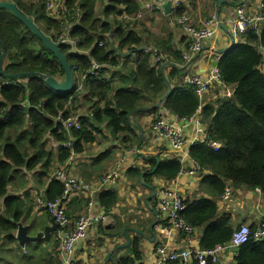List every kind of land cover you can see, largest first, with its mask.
<instances>
[{
  "label": "trees",
  "instance_id": "obj_1",
  "mask_svg": "<svg viewBox=\"0 0 264 264\" xmlns=\"http://www.w3.org/2000/svg\"><path fill=\"white\" fill-rule=\"evenodd\" d=\"M3 1L15 3L45 34L56 39L60 23L48 16L43 0ZM97 3L98 0H67L71 12L76 7L82 10V24L74 34L80 38V46L89 49L99 62L109 68L119 67L113 72L119 75V80L115 85L102 76L84 82L88 91L86 100L93 107L92 115H84L80 129L69 131L58 117L62 113L68 115L73 102L78 99L74 93L77 85L62 93L51 88L38 75L16 77L19 73L40 72L64 80L65 72L55 55L30 28L11 11L0 9V57L5 49L0 71V200L3 202L2 205L0 203V264L6 259L4 253L10 250V246L12 250V246H17L14 237L17 223L25 218L26 213L19 196L9 195L16 176L36 169H40L42 177L52 176L53 170L70 157L68 150H56L53 142L71 137L76 140L75 150L80 154L86 145L95 143L103 121L108 120L115 133L148 98L146 93L155 98L167 91L169 77L164 74L168 65L166 53L160 50L163 58L158 60L144 49L141 38L132 31L133 22L124 26L122 21L125 12L135 14L141 3L136 0H107L101 13ZM242 38L244 42L234 43L218 58L222 82L234 86V93L202 107L203 116L207 119L209 142L194 143L190 148L192 159L202 169L210 171L200 182L210 196L222 195L231 183L236 188L260 189L264 197V71L261 67L264 63L261 50L264 48V25L260 30L250 29ZM99 41L104 45L99 46ZM60 49L72 70L76 65L82 69L88 67L83 56L71 53L62 44ZM118 50L137 54L133 69H127L125 63H121ZM187 50L182 54L174 52L184 65L187 63L183 54ZM183 70L186 69L178 70L179 74ZM173 75L176 72H172ZM7 80L19 84L8 85ZM131 85L139 86L145 94L131 88ZM185 85L187 87L182 90L166 92L168 96L164 102L165 107L180 118L192 117L202 104L196 91ZM25 102L28 104L23 107ZM211 142H219L221 146L215 148ZM53 150L58 152L57 160ZM147 163V171L143 174L146 182L158 177L175 179L182 169L179 159L163 161L149 158ZM129 171L130 176L135 177L143 173L140 169ZM63 190L62 182L52 178L46 198L61 196ZM101 201L111 208L117 202V195L110 192L106 198L102 195ZM184 204L182 214L185 219L195 227L206 226L201 249H212L230 241L234 231L230 217L227 214L218 217V205L213 198L184 201ZM250 228L252 232L256 230L255 225ZM56 253L60 257V246ZM142 260L136 241L133 258H124L121 264H143ZM233 264H264V239H250L240 245Z\"/></svg>",
  "mask_w": 264,
  "mask_h": 264
},
{
  "label": "crops",
  "instance_id": "obj_2",
  "mask_svg": "<svg viewBox=\"0 0 264 264\" xmlns=\"http://www.w3.org/2000/svg\"><path fill=\"white\" fill-rule=\"evenodd\" d=\"M263 2L264 0H182V11L190 15L195 25L199 26L214 12L221 20L216 35L211 40L205 41L203 51L185 65L178 60L179 57L177 58L174 52L182 54L188 48V36L171 11L165 14L158 11H145L141 18L131 21L133 22L132 31L141 38L142 46L147 51L151 52V49L157 48L166 53L168 65L164 68V74L169 77L166 81V92L169 93L172 89L182 90L187 87L182 76L184 70L181 74L178 70L185 68V71L207 75L222 52L227 51L236 42H244L243 35L237 40L231 35V18L238 7L244 8L247 15L256 16L261 12ZM105 3L107 0H98L99 13ZM263 25L264 22L261 26ZM261 50L264 54L263 47ZM118 55L127 69L135 67L137 59L135 52L118 50ZM261 67L264 71V63ZM118 68H109L103 78L112 80L116 85L119 75L113 72ZM172 72H176V75L171 76ZM130 87L145 94V91L137 85ZM234 90V86L217 82L205 96L200 97L201 108L185 126L187 139L185 150H175L167 140L158 139L153 135L152 125L159 114L173 119L180 125L185 122L182 119H176L177 115L165 107L164 102L168 96L166 92L155 98L149 97L146 93L148 98L129 116L126 124H122L123 128L114 133L108 125L109 121H103L99 125L101 129L96 135L95 143L86 145L84 152L80 153L74 162L65 161L60 165L65 164L72 176L84 180V183L91 187L90 191L70 194L66 200L67 214L71 221H75L85 213L93 218V224L86 238L76 245L72 264H121L124 258H133L136 241H138L139 252L143 255V264L151 263L152 254L158 244L167 245L172 251L186 247L202 248L201 243L206 226H194L191 234L169 233L167 216L159 203V193L164 187L174 188L184 201L213 198L218 205V217L224 214L229 215L230 226L234 231L238 230L242 224L257 227L263 222L264 197L260 189L236 188L229 183L233 193L230 199L224 200L222 195L210 196L200 186L201 180L210 171L198 165V169L192 173L196 164L190 155V148L197 136L204 137L207 133V119L203 116L202 107L206 103H216L231 97ZM86 94L88 91L83 84L82 90L75 94L78 99L73 102L70 109V111L80 112L82 118L89 113L92 115L93 111L91 102L86 100ZM198 125H201L204 131L200 135L196 132ZM53 151L57 160L58 152ZM149 158L163 161L179 159L182 165L181 172L175 179L166 180L158 177L146 182L143 180V174L147 171ZM131 169L142 170V176H130ZM39 172L40 169H36L25 174H18L9 193V195L19 196L23 203L26 212L23 223L36 225L30 232L33 235L51 224L52 220L50 214L40 210L36 198L39 195L47 196L53 177L49 175L42 177V173L39 174ZM109 172H116L118 176L113 181H102V175ZM110 192L117 195V202L111 208L101 201L102 195L106 198ZM91 200H93V206L88 207ZM0 203L2 205V199ZM14 237L16 239V233ZM58 237V232L55 231L49 238L29 242L25 246L16 239L17 246H12L13 250L10 246V250L4 253L6 259L3 264H58L59 256L56 253L60 246ZM228 243L219 251L218 260L213 264L234 263L238 248ZM176 264L196 263L190 260Z\"/></svg>",
  "mask_w": 264,
  "mask_h": 264
},
{
  "label": "built area",
  "instance_id": "obj_3",
  "mask_svg": "<svg viewBox=\"0 0 264 264\" xmlns=\"http://www.w3.org/2000/svg\"><path fill=\"white\" fill-rule=\"evenodd\" d=\"M48 16L57 20L60 23V29L56 34L57 43L68 47L71 53L81 55L88 61V67L82 69L76 65L74 71V84L77 85L75 94L82 90L85 81L92 80L94 77H102L109 67L99 62L89 49L81 47L80 39L75 36L74 31L81 25L82 10L76 7L72 12L68 9L67 0H43ZM168 0H138L141 3V8L135 14L124 13L122 21L124 26L129 24L132 20L142 17L145 11H158L165 14V9ZM171 13L176 20L184 28L189 41V47L186 53L183 54L184 60L189 62L195 55L200 54L204 49L205 41L211 40L217 32V28L221 24V20L217 13H212L208 18L204 19L202 23L197 26L191 21V17L187 12L182 11V0H171ZM182 11V12H179ZM264 22V2L261 4V12L256 16L247 15L242 7L236 8L234 16L231 18L232 26L230 33L237 40L241 35L246 34L250 29L260 30L261 24ZM104 42L99 41V46H103ZM155 57L160 60V50L157 48L151 49ZM76 73V77H75ZM183 79L185 84L193 88L199 97L205 96L210 88L217 82H222V74L219 66H214L207 75L184 71ZM18 85L17 81H6V84ZM27 102L23 103V107L27 106ZM99 106H102L100 104ZM195 115V114H194ZM193 117V116H192ZM180 118L184 120L185 124H178L173 119L159 114L156 116L152 125L153 135L161 140H167L170 146L175 150H185L187 147V139L185 136V126L192 118ZM62 121L66 129H80L82 126V114L71 110L68 115L63 113L58 117ZM197 135L203 133V127L198 125L196 127ZM208 134L204 137L197 136L194 143L209 142ZM76 140L68 138L67 140L55 141L53 146L55 149H66L70 152V157L67 160L69 163L74 162L78 157L75 150ZM211 146L218 148L221 146L219 142H211ZM194 170L198 169V163L194 161ZM118 174L116 172H109L102 175L101 180L104 182L113 181ZM52 177L60 180L64 186L63 194L54 199H47L43 195L36 198V203L40 210L50 214L58 225V236L60 238V257L58 264H72L76 245L84 240L88 234V230L93 224V218L88 214L80 215L75 221H71L66 209L67 197L74 192L90 191L91 187L84 183V180L71 175L68 167L64 164L55 168L52 172ZM233 191L229 185L226 187L222 198L228 200L231 198ZM159 203L161 209L166 213L168 220L169 233L180 232L191 234L194 231V226L188 223L182 211L185 209V204L180 194L171 187H164L159 193ZM93 206V200L88 203V207ZM250 239L262 240L264 239V223L260 224L259 228L252 232L248 225H242L238 230L232 234L230 244L238 248L240 245L248 242ZM228 243V244H229ZM227 245V244H226ZM224 245H219L212 249L201 248H182L180 250H170L167 245L158 244L155 246L154 253L150 264H176L186 263L190 260L195 261L196 264H213L218 260V253L223 249Z\"/></svg>",
  "mask_w": 264,
  "mask_h": 264
},
{
  "label": "water",
  "instance_id": "obj_4",
  "mask_svg": "<svg viewBox=\"0 0 264 264\" xmlns=\"http://www.w3.org/2000/svg\"><path fill=\"white\" fill-rule=\"evenodd\" d=\"M172 7V1L169 0L166 3L165 9L167 13H170ZM0 9H7L14 13L28 28H30L44 43V45L55 55L57 60L60 62L62 68L65 72V79L58 80L47 74L40 72H25L16 74V77H29L31 75H38L41 79L45 81L47 85L56 90L57 92H69L74 87V72L72 70L71 64L69 63L65 54L62 53L60 49V43L54 42L50 36L45 34L34 22V20L27 15H25L18 6L11 1L0 0ZM5 54V49L3 48V53L0 57V71H2V63ZM219 65L218 61L213 63V66ZM16 239L22 245L25 246L29 242H37L43 238H49L52 232L58 230V225L52 218L51 224L44 227L43 230L38 231L35 235L31 234V230L35 228V224H24L23 221L17 223Z\"/></svg>",
  "mask_w": 264,
  "mask_h": 264
},
{
  "label": "bare ground",
  "instance_id": "obj_5",
  "mask_svg": "<svg viewBox=\"0 0 264 264\" xmlns=\"http://www.w3.org/2000/svg\"><path fill=\"white\" fill-rule=\"evenodd\" d=\"M8 85H12V83H10V84H8ZM64 93H67V92H64ZM186 221H187V220H186ZM187 222H188V221H187ZM188 223H189V222H188ZM263 223H264V222H262L261 224H263ZM242 225H245V224H242ZM242 225H241V226H242ZM259 226H260V225H259ZM259 226H257L256 229H258ZM56 232H58V230H57ZM58 235H59V234H58Z\"/></svg>",
  "mask_w": 264,
  "mask_h": 264
}]
</instances>
